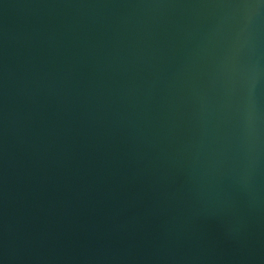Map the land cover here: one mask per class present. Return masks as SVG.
Here are the masks:
<instances>
[{
  "label": "water",
  "instance_id": "water-1",
  "mask_svg": "<svg viewBox=\"0 0 264 264\" xmlns=\"http://www.w3.org/2000/svg\"><path fill=\"white\" fill-rule=\"evenodd\" d=\"M0 264H264V0H0Z\"/></svg>",
  "mask_w": 264,
  "mask_h": 264
}]
</instances>
